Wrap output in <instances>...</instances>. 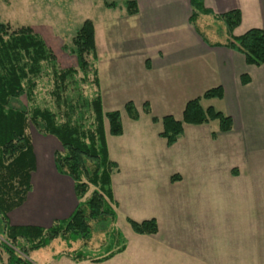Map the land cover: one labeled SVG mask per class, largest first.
<instances>
[{"label":"crops","instance_id":"0c3cea01","mask_svg":"<svg viewBox=\"0 0 264 264\" xmlns=\"http://www.w3.org/2000/svg\"><path fill=\"white\" fill-rule=\"evenodd\" d=\"M135 1L137 13L127 15L133 20L131 34L122 42L128 46L123 50L134 55L129 60V66L133 67L127 68L129 72L125 74L131 77L136 95L125 96L120 103L123 110L124 103L131 100L139 118L132 120L131 131L127 133L122 127L118 136L108 133L106 120L104 127L108 155L119 166L111 175L116 219L119 211L124 220L153 217L158 231L153 235H138L127 229L123 233L126 246L122 252L102 262L70 261L75 264H264V63L248 65L242 54L227 47V29L225 39L218 41L208 39L206 33L214 32L209 30L210 25L205 23L202 28L205 32L199 28L208 17L217 19L213 15L237 9L241 19L232 36H240L251 28L264 32V0H202L211 14H199L194 24L190 23V0ZM97 37L99 34L95 32V48ZM96 60L97 55L95 64ZM96 69L98 87L100 72ZM123 74L114 71L111 76L116 79ZM242 74L248 77L247 83L241 82ZM216 86L221 87L222 98L202 99L201 104L217 106L231 118L232 129L218 132L216 125L205 130L210 122L185 124L181 137L167 146L158 135L160 121L153 122L150 116L172 115L180 119L186 101ZM128 91L126 85L124 94ZM145 101L150 114L142 111ZM101 103L103 112H120L114 105L104 110L102 95ZM143 116L147 117L149 139L154 143L151 152L145 154L147 137L138 125ZM121 123L123 126L122 120ZM211 132H216L215 138ZM30 138L35 158L32 189L24 202L9 212L8 218L11 225L47 228L54 220L67 218L77 199L72 180L54 167V153L61 150L58 140L37 132L30 133ZM131 155L154 158L159 168L166 166L172 155L187 157L201 166H190L184 172L188 182L177 195L170 190L171 184L178 181L174 185L182 186L184 174L178 169L167 172L155 182L152 200H147L133 195L130 168L116 161ZM54 258L62 262L67 257L54 255Z\"/></svg>","mask_w":264,"mask_h":264},{"label":"trees","instance_id":"16d2710c","mask_svg":"<svg viewBox=\"0 0 264 264\" xmlns=\"http://www.w3.org/2000/svg\"><path fill=\"white\" fill-rule=\"evenodd\" d=\"M104 5L114 7L115 3L104 2ZM124 5L126 15L137 13L135 0H125ZM190 6L191 24L199 14H211L204 8L202 0H190ZM213 16L223 22L229 33L227 47L242 54L248 65L264 63V32L261 29L251 28L234 37L231 33L240 23L239 10ZM94 33L92 20L84 19L71 37L68 48L75 58V66L61 67L52 48L31 26L12 28L7 22H0V256L6 254L7 264H35L28 258L29 253L58 237L72 242L81 240L86 244L91 238L92 221L108 235L105 252L92 257L83 251H75L56 255L57 258L65 256L73 262H102L125 249L126 239L114 226L116 213L111 185V175L119 166L108 155L104 127L106 120L108 133L121 135L120 112H103L99 92L85 96L76 78L81 72L82 81L87 82L89 73V83L97 85ZM42 78H48L51 83L49 95L56 109L34 105L35 90ZM240 79L242 83L248 82L245 74ZM22 97L29 104L23 103ZM221 98V87H212L186 101L180 119L172 115L160 118L151 115L150 119L160 121L158 135L167 146L181 137L185 124L216 121L218 132H228L232 129L231 118L212 105L203 107L201 104L202 99ZM142 109L150 114L146 101ZM123 110L131 120L139 118V111L131 100L124 103ZM30 126L39 134L55 137L60 143L61 150L53 156L54 167L59 174L72 180L77 199L67 218L54 220L47 228L11 225L8 218L9 212L19 207L32 189L35 158L28 133ZM210 135L215 138L216 132ZM125 220L135 234L153 235L158 231L153 217Z\"/></svg>","mask_w":264,"mask_h":264},{"label":"rangeland","instance_id":"374dc122","mask_svg":"<svg viewBox=\"0 0 264 264\" xmlns=\"http://www.w3.org/2000/svg\"><path fill=\"white\" fill-rule=\"evenodd\" d=\"M111 1L115 3L114 7L104 5V2L108 3ZM124 2L125 0H0V22H7L12 28L21 25L31 26L52 48L57 57L58 64L61 67H69L75 66V58L68 50L71 45L70 39L72 34H74L75 29L80 26L84 19L92 20L96 34H99V37L96 38L97 60L94 67L95 69L98 68L100 72V83L98 87L95 85L91 86L92 83H89L91 74L89 73L87 82L82 81L83 74L81 72H78L76 78L85 96L87 95L88 97L94 92H99L102 95L104 110H108L107 107L110 105L116 106L115 109H120L121 120L124 124L122 127H125L128 133L129 130L131 131L129 125H133V122L122 110V103L120 102H123L126 98L125 96H134L136 94L131 86V77L125 74V72H129L127 68L133 67L129 66L131 65L129 60L134 55L130 56L123 50L124 48H128V46H124L125 44L122 41L124 37L126 38V36L131 34L130 27L133 24L132 18L126 15ZM205 23L210 25L209 30L214 31L213 35L211 32L206 33L209 40L223 41L225 39L226 27L222 21L208 17L204 23H201V27L199 28H205ZM202 30L205 32L204 29ZM107 32L108 34H106ZM114 71L124 74L121 78L115 79L111 76V73ZM126 85L129 91L127 94H124ZM50 89L51 83L48 78L39 80L35 90L34 105L37 104L40 107H46L51 110L56 109L49 95ZM21 100L23 103H27L25 97H22ZM203 107L206 106L203 105ZM214 108L218 109L217 106ZM146 120L147 117L143 116V120L138 124L147 137L144 154L146 151L150 153L154 146V143L149 139L151 131L150 126L145 122ZM216 125V121L210 122L205 130L208 127L212 130ZM28 133L34 135L36 131L30 126ZM178 154L181 155L182 151H179ZM167 160V165L159 168L154 158L146 159L142 155L141 157H138V155L133 157L131 155L129 157L116 158V161L126 164L130 168L129 173H131L130 179L133 183V195L147 200H152L155 182L167 172L178 169L183 175L184 172L188 171L190 166H201L200 162H191L187 160V157H179L177 155H172ZM243 163L244 159H242L241 165ZM187 178L188 176L184 174L182 186L174 185L178 181L171 184L170 190L173 194L177 195L178 191L185 190V185L188 182ZM91 190L92 187L89 188V191ZM90 224L92 234L86 244L81 240L72 242L58 237L53 239L47 246L30 252L28 258L35 264H75L67 258H63L62 262H58L54 258V255L74 253L75 251H83L92 257L103 254L109 240L108 235L106 231H101L95 225V222L92 221ZM114 226L122 235L127 229L132 231L126 220L123 219L121 211H119L118 219H116ZM0 264H7L5 253H2L0 256ZM106 264H116V262Z\"/></svg>","mask_w":264,"mask_h":264}]
</instances>
